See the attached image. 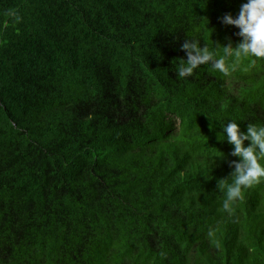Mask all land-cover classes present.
I'll return each instance as SVG.
<instances>
[{"label":"trees","instance_id":"1","mask_svg":"<svg viewBox=\"0 0 264 264\" xmlns=\"http://www.w3.org/2000/svg\"><path fill=\"white\" fill-rule=\"evenodd\" d=\"M246 2L0 0V264H264V183L218 187L264 63L176 75Z\"/></svg>","mask_w":264,"mask_h":264},{"label":"clouds","instance_id":"2","mask_svg":"<svg viewBox=\"0 0 264 264\" xmlns=\"http://www.w3.org/2000/svg\"><path fill=\"white\" fill-rule=\"evenodd\" d=\"M222 23L239 29L237 35L241 38L240 42L235 46L231 43L212 44L210 48L206 44L201 47L198 38L185 39L181 50L187 59H180L176 65L179 78L194 76L203 65H210L213 70L228 76L242 60L250 61L253 66L264 63V0H247L241 5L236 18L225 15ZM222 133L223 140L232 146L230 155L238 158L229 162V167L233 169L229 176L231 182L228 178L223 179L222 186L218 184L224 191L223 208L231 214L232 205L243 199L245 190L264 183V121L249 123L246 131H242L238 122L232 120L223 125Z\"/></svg>","mask_w":264,"mask_h":264}]
</instances>
